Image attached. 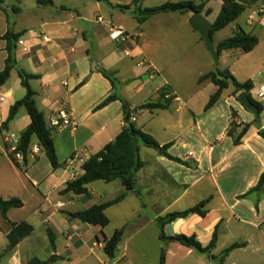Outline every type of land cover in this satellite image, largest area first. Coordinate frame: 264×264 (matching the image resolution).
Wrapping results in <instances>:
<instances>
[{
    "label": "crops",
    "instance_id": "0c3cea01",
    "mask_svg": "<svg viewBox=\"0 0 264 264\" xmlns=\"http://www.w3.org/2000/svg\"><path fill=\"white\" fill-rule=\"evenodd\" d=\"M145 1L143 8H147ZM208 1L204 0L205 11L213 9ZM110 2L113 7L97 0H4V8H0V72L8 59L7 42L2 37L11 31L29 47L25 52L16 42L17 67L11 76L14 72L19 75L18 69L35 75L29 84L37 108L49 128L55 119L62 125L54 129L59 168L52 167L36 138L32 148L38 151L31 150L27 160H14L9 147L31 119L26 108L21 107L8 123L10 109L26 95L20 77L15 91L9 88L8 81L2 87L0 97L8 93L9 98L0 103V196L19 199L22 206L11 209L7 218L0 211V240L4 243L0 253L8 247V235L14 225L27 223L33 232L1 264H30L34 259L44 264H159L163 249L167 251L166 264H216V257L234 244L242 246L221 264H264V188L255 190L264 172V139L257 125L252 124L255 116L239 103V94H234L232 86L223 92L216 106L205 112L208 99L218 89L211 80L199 83V78L215 66L206 55L196 90L181 95L170 83L165 84L172 97L169 106L140 108L132 118L161 146L170 145L169 154L187 162V166L139 142V154L145 163L137 173L139 193L127 190L119 180L93 182L88 186V195L66 192L68 184L84 174L83 163L114 141L124 126L120 100L101 109L97 106L117 94L132 111H137L127 87L147 75L136 89V95H140L153 74L159 73L151 60L154 47L145 40V26L153 17L139 24L134 6L125 11L117 7L130 6L132 0ZM259 2L245 5L244 13L231 23L229 37L216 38V33L212 36L215 46L238 31L259 39L251 52L223 51L218 63L221 71L229 70L238 82L251 81L254 99L264 89V3L258 6ZM213 13L202 14L214 23L218 16L211 21ZM191 15L185 16L189 19ZM99 18L104 21L99 22ZM121 30L131 38L123 41ZM43 33L50 36V42L43 41ZM100 69L109 73L114 85ZM161 88L156 89L155 100L145 101L142 107L149 102L165 103ZM200 95L202 98L196 100ZM262 105L259 125L264 130ZM233 112L236 121L252 124L238 145L228 135ZM63 114L70 125L63 126ZM147 114L150 122L139 127V119ZM123 193L126 197L121 202L106 209L110 224L105 229L70 216ZM203 201H207L205 216L192 213L178 218L165 225L164 232L167 237L195 236L207 247L217 230L218 240L211 256L160 239L159 217ZM48 228L54 235V244ZM116 231H122V240L115 256L109 257L103 237L110 238ZM53 257L57 258L51 261Z\"/></svg>",
    "mask_w": 264,
    "mask_h": 264
},
{
    "label": "trees",
    "instance_id": "16d2710c",
    "mask_svg": "<svg viewBox=\"0 0 264 264\" xmlns=\"http://www.w3.org/2000/svg\"><path fill=\"white\" fill-rule=\"evenodd\" d=\"M97 1L113 7L110 0ZM142 3L143 0H132V4L130 6L117 7L122 10H127L130 9L131 6H134V15L139 24H144L152 16L157 14L179 13L181 15H187L193 13H205L206 16H210L212 13V10L210 9L205 11L206 4L204 0H200L199 2L195 0L168 2L153 8H143ZM222 3V9L213 23V29L211 31L212 36L215 32L224 29L229 24L236 21L246 9V6L239 3L238 0H222ZM3 6L4 0H0V8H4ZM18 38L19 36L13 34L11 31H8V33L2 37V39L6 40L7 42L8 59L4 70L0 72V92L2 87L10 79L12 70L17 67L15 52ZM258 43L259 39L256 36L246 34L244 31H238L231 38L220 42L216 48L220 54L225 50L234 49H240L242 52L248 53L251 52L258 45ZM99 72L108 78L114 85V79L111 78L107 71L100 69ZM18 73L21 79V84L26 89V95L10 109L8 123L13 121L21 107L26 108L31 119L29 126L20 135L18 151L21 152L24 159L27 160L32 150L33 139L36 138L39 142L42 152L49 159L52 167L57 169L61 166V164L59 162L54 145V136L56 131L47 126L44 114L37 108L34 99L35 94L29 84V81L36 78V76L27 74L21 69H18ZM207 80H211V82H213L218 89L210 97L205 107V112L209 111L219 103L223 92L230 86L234 88L235 95H238L241 92H246L251 101L259 108L260 113L263 111V105L255 100L251 95V91L253 89V83L251 81L240 83L230 73L229 70L221 71L217 67L215 71L201 76L199 78V83L201 84ZM159 92L165 103H162L161 101L156 103L149 102L141 108L155 110L168 107L169 103L171 102V98L166 99L165 97L171 93L170 88L168 86H163ZM115 100H120L123 104L124 126L121 132L114 141L107 144L100 152L94 154L83 163L82 168L84 170V174L78 179L70 182L66 188V192L72 191L77 195H88V186L93 182L104 181L110 183L119 180L127 190H135L136 193H139L137 173L145 166V163L142 161L139 154V142L143 143L149 148L155 149L160 155L168 158L169 160L182 165H188L187 162L169 154L168 149L170 145L161 146L152 135L142 131L137 127L136 123L132 120L134 112L137 111H132L127 101L119 95L112 94L108 96L97 106L96 109L104 108ZM236 119L237 115L233 112L232 118L230 120L228 135L232 137L234 144L238 145L241 143L242 138L247 133L252 124L257 125L259 128V134L264 139V130L260 128L259 123L256 124V122H254L252 124H246L241 121H236ZM11 157L14 159L13 155H11ZM263 188L264 172L261 175L255 190L262 191ZM125 197L126 193H123L114 200L100 205H94L86 210L72 213L70 216L81 220L84 223H88L93 226H99L102 229H105L110 224V220L105 214L106 209L118 204ZM206 204L207 201H203L187 210L173 212L167 214L166 216L159 217L158 224L160 229V239L166 244L169 242H178L186 247L194 249L199 253L211 256L218 240L217 230L214 232L213 238L207 247H203L195 236L176 235L173 237H167L164 232L165 225L174 222L178 218H185L192 213L205 216L207 213L204 211ZM21 206L22 202L19 199L6 200L0 196V211L4 218H7V214L11 209L19 208ZM32 232L33 227L27 223L22 222L20 224L14 225V228L8 235L9 245L2 253H0V264L2 263L4 257H6L7 254H9L24 238L29 236ZM47 232L52 244H54V235L51 229L48 228ZM103 240L105 243V253L109 257H114L116 250L118 249V246L122 240V231H116L110 238L103 237ZM241 246V244H234L230 246L224 250L220 256L216 257V259L223 263L233 250ZM166 254V249H163L161 251L159 264H166ZM56 258L57 257H53L51 261L56 260ZM30 264L44 263L34 259L30 261Z\"/></svg>",
    "mask_w": 264,
    "mask_h": 264
},
{
    "label": "rangeland",
    "instance_id": "374dc122",
    "mask_svg": "<svg viewBox=\"0 0 264 264\" xmlns=\"http://www.w3.org/2000/svg\"><path fill=\"white\" fill-rule=\"evenodd\" d=\"M178 1L183 0H146L145 6L147 8H153L168 2ZM195 1L199 2L200 0ZM263 3L264 0H260L258 6ZM207 4L211 9L213 8L212 12L214 11V13L210 17V20L214 21L216 16L219 15L223 3L210 0ZM152 17L145 26V40H148V42L154 47L151 60L155 64L159 73L153 74L154 76L152 80L147 84L146 91L140 95H136V89L140 83H143L142 79L144 78V75L139 79V83H133L127 87L126 92L129 96L133 97L132 103L135 104L137 113H139V109L145 101L148 102L155 100L156 89L161 88L165 84L170 83L181 95H186L187 93L196 90L199 74L204 69V55L214 63L211 54L206 50L204 40H202L198 32L190 27L185 15L182 16L179 13H169L157 14ZM232 25L233 24L226 29L215 32V37H229L232 31ZM198 39H201V45H198ZM146 66L148 65L146 64ZM217 68L220 69L221 66H217ZM215 70L216 67L214 66L213 71ZM18 77L19 75L14 72L8 80L9 88L13 91L18 87ZM119 88L121 89L120 85ZM200 98H202L201 95L196 97V100ZM148 115L149 114L142 116L139 119V127L147 126L151 120ZM2 158L5 159V157ZM2 235L3 234L0 232V237H3ZM2 244L4 243L0 240V245ZM151 260L152 258L148 259L149 263H151ZM214 262L216 264H221L219 260Z\"/></svg>",
    "mask_w": 264,
    "mask_h": 264
},
{
    "label": "water",
    "instance_id": "95a60500",
    "mask_svg": "<svg viewBox=\"0 0 264 264\" xmlns=\"http://www.w3.org/2000/svg\"><path fill=\"white\" fill-rule=\"evenodd\" d=\"M239 3L251 6L255 5L258 0H238ZM188 23L190 27L198 32L200 36L203 38L205 42V46L207 51L211 54L214 65L217 67L219 63L220 53L217 50L213 37L211 35V31L213 29V23H211L208 18L203 15L202 13H193L190 18L188 19ZM144 78H148L145 75ZM239 103L243 105L249 112H251L255 116L256 123H260V110L256 104H254L251 99L249 98L246 92H241L237 97ZM214 258V257H212Z\"/></svg>",
    "mask_w": 264,
    "mask_h": 264
},
{
    "label": "built area",
    "instance_id": "2783aa9c",
    "mask_svg": "<svg viewBox=\"0 0 264 264\" xmlns=\"http://www.w3.org/2000/svg\"><path fill=\"white\" fill-rule=\"evenodd\" d=\"M98 20H99V22H103L104 21L103 18H99ZM121 37H122L123 41L128 40V39L131 38L130 35L126 34V32L124 30H121ZM42 39L45 42H50L51 41V38H50V36L47 33H43L42 34ZM18 43H19V45L23 46V50L25 52L29 51V47H27V45H26L24 40H19ZM8 98H9V94L8 93L2 95L0 97V103L5 102ZM165 98L166 99H170L172 97L170 95H167ZM255 100H257L261 104H264V89H262L260 92L257 93V96H256ZM62 119H64L63 126H67V125L71 124L69 119H68V117L65 114H63ZM61 126H62L61 123L57 119H55V120H53L51 122L50 128L51 129H55V128H60ZM18 143H19V139H14L12 141V145L9 147V152H10L11 155H13V157H14V159L16 161L20 162V161H23L24 157H23L22 153L18 151ZM32 151L33 152H37L38 149L36 147H33ZM70 160L73 161V159H70Z\"/></svg>",
    "mask_w": 264,
    "mask_h": 264
}]
</instances>
